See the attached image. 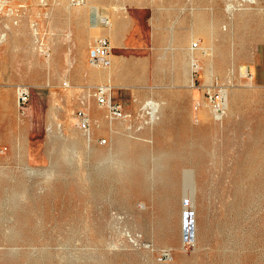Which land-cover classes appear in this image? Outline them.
<instances>
[{"label":"rangeland","instance_id":"374dc122","mask_svg":"<svg viewBox=\"0 0 264 264\" xmlns=\"http://www.w3.org/2000/svg\"><path fill=\"white\" fill-rule=\"evenodd\" d=\"M131 1L37 0L36 58L21 64L34 62L28 70L41 84L24 108L4 109L0 127V264H264V0H139L167 12L175 3L226 8L222 48L191 44L189 116L187 91L170 87L171 69L153 50L160 36L144 44L149 50L113 59V95L126 119L111 121L92 95L104 80L92 73L90 41L108 32L98 16L128 14ZM7 5H0L4 17L12 14ZM140 23L145 42L173 25ZM90 29L91 40L79 42ZM49 62L51 79L43 81ZM247 72L254 90L244 86ZM216 81L224 103L233 100L220 115L207 92ZM82 99L91 139L77 123ZM151 100L159 106L154 122Z\"/></svg>","mask_w":264,"mask_h":264},{"label":"crops","instance_id":"0c3cea01","mask_svg":"<svg viewBox=\"0 0 264 264\" xmlns=\"http://www.w3.org/2000/svg\"><path fill=\"white\" fill-rule=\"evenodd\" d=\"M10 1L8 5L12 8L11 15L7 14V16L4 17L1 15L4 8L0 10V36L4 31L7 33L6 38L0 41V127L6 120L4 109L12 106L15 107L17 104V87L19 85H28L31 92V87L41 84V79L34 74V71L30 72L28 70L29 68L35 67L34 62L32 64L25 62L24 68H22L21 64V60H34L36 58L37 38L35 37L34 21L36 18L37 0ZM138 1L139 0L131 1L128 7L125 8L128 14H115V12L109 14L112 24L108 27V32L104 33V35L110 38L113 46L112 64L109 68L104 69L99 77L102 78L104 82L109 81L112 83L115 81V70H113V73L111 70L116 69L117 66L114 64L113 67V59L117 64V60L122 55V57L126 59L127 56H133V51L142 49L149 50L144 44L150 43L153 38L160 36L155 38L158 45L153 50L160 51L162 59L166 62L165 67L171 69L170 72H167L174 76L175 82H172L170 87L176 91L180 89L187 91L184 93V97H182V103L183 106H185L184 103L187 101L186 105L189 110V116L190 105L195 97V90L190 89L188 83L189 76L194 71L192 60L195 56V50L192 49L191 44L193 40L198 39L199 43L203 46L212 48V44L215 42L213 48L221 50L222 37L225 35L222 30V24L227 20V9L222 7L219 9H212L209 6L201 10L196 9V7L190 3H175L172 4V9H168L172 12H167L159 8L158 5H148ZM97 6L98 5L92 6L90 11L94 12L95 10H100ZM113 11L117 10L114 9ZM162 18L171 19L173 25L168 28H159V30L157 28L158 31L154 33L155 36L152 35L151 39L149 40L148 38L149 41L146 40L145 42L142 35L145 30L142 28L140 22L147 20L158 21ZM128 23L132 25L129 27ZM201 25L203 26V31H197V26ZM32 27L34 33L30 32V28ZM118 31L123 32L122 37H117L116 34ZM91 36L92 33L91 30H89L88 34L86 33L84 35V38H80L77 34V37H79L77 40L79 42H87L88 38L91 40ZM183 40L185 41L183 42ZM48 43L49 40H44L45 46L50 49L49 55L44 53L47 58H49L52 53ZM51 71L49 62V64L44 65L43 81H49L51 79ZM79 73L82 74V70L77 72V74ZM150 73L154 74L155 72L150 71ZM126 74L131 75L133 73L128 71ZM130 77L131 76L127 77L129 84ZM83 80L84 79L80 77L79 81L83 82ZM65 81L69 80H64L63 85ZM90 106L94 109H98V106L94 104ZM176 113H180L178 107ZM101 116L102 113L99 114L98 118Z\"/></svg>","mask_w":264,"mask_h":264},{"label":"built area","instance_id":"2783aa9c","mask_svg":"<svg viewBox=\"0 0 264 264\" xmlns=\"http://www.w3.org/2000/svg\"><path fill=\"white\" fill-rule=\"evenodd\" d=\"M76 4H81L84 0H73ZM98 21L102 22L105 26H110L112 21L110 16H98L96 18ZM197 44L193 43V47ZM90 64L96 69H106L109 68L112 64V43L110 38L107 35H100L94 38L90 44ZM46 55L50 54V49L46 48L44 50ZM195 65V62H193ZM194 82V80H193ZM65 86H70L69 81L64 82ZM224 85L219 81H216L215 84L209 86L207 92L209 98L212 100L214 110L217 114H222L225 107L224 95H223ZM17 103L20 109L28 103L30 99V87L28 85H19L17 87ZM114 87L111 82H103L94 86L92 95L95 97L98 105L104 108L107 113L106 116L110 120H115L119 118L126 117V112L123 109L122 105L115 101L114 99ZM82 106L77 109L76 116L78 118V126L86 133L89 139L92 138V119L89 111V106L86 105L84 99L81 100ZM107 142L106 138H101L99 143L104 145Z\"/></svg>","mask_w":264,"mask_h":264},{"label":"bare ground","instance_id":"6f19581e","mask_svg":"<svg viewBox=\"0 0 264 264\" xmlns=\"http://www.w3.org/2000/svg\"><path fill=\"white\" fill-rule=\"evenodd\" d=\"M252 1L255 2L256 0H252ZM5 4H9V1H8V0H1L0 5H5ZM228 4H230V3H228ZM234 6H235V5H233V7H234ZM1 7H2V6H0V8H1ZM231 8H232V7H231ZM229 11H230V10H229ZM253 16H254V15H253ZM254 17H255V16H254ZM246 19H247V18H245V21H246ZM242 20H243V19H242ZM241 23H242V21H241ZM250 23H251V22H250ZM259 23H260V22H259ZM254 25H255V24H254ZM263 25H264V24H263ZM254 27H256V26H254ZM262 27H263V26H262ZM35 28H36V27H35ZM250 28H251V27H250ZM90 30H91V29H90ZM92 30H93V29H92ZM92 30H91V31H92ZM199 30H200V31H203L201 28H199ZM240 30H242V29H240ZM244 30H245V29H244ZM238 31H239V30H238ZM248 31H249V30H248ZM259 31H260V30H259ZM80 32H81V31H80ZM80 32H79V33H80ZM186 32H187V31H186ZM239 32H240V31H239ZM246 32H247V31H246ZM251 32H252V31H251ZM253 32H254V31H253ZM263 32H264V31H263ZM249 33H250V31H249ZM71 34H72V33H70V35H71ZM179 34H181V33H179ZM241 34H242V33H241ZM247 34H248V33H247ZM5 35H6V34L3 33L2 36H0V37H3V38H4ZM79 35H80V34H79ZM245 35H246V33H245ZM245 35H244V36H245ZM249 35H251V34H249ZM255 35H256V33H255ZM82 36H84V35H83V32H82ZM251 36H252V35H251ZM178 37H181V36H178ZM73 38H74V37H73ZM0 39H1V38H0ZM74 39H75V38H74ZM182 39H184V38H182ZM3 40H4V39H3ZM80 40H81V39H80ZM1 41H2V40H1ZM184 41H185V40H183V42H184ZM181 42H182V41H181ZM196 43H197V41H196ZM182 44H183V43H182ZM82 46H83V45H82ZM42 47H43V46H42ZM70 47H71V46H70ZM201 47H203V46H201ZM219 47H220V46H219ZM187 48H188V47H187ZM204 48H205V47H204ZM207 48H208V47H207ZM42 50H43V49H42ZM204 50H205V49H204ZM78 51H79V50H78ZM205 51H206V50H205ZM219 51H220V49H219ZM79 52H80V51H79ZM81 52H83V51H81ZM217 52H218V51H217ZM220 52H221V51H220ZM220 52H218V53H220ZM218 55H219V54H218ZM218 55H217V56H218ZM221 55H222V54H221ZM56 56H57V55H56ZM219 56H220V55H219ZM219 56H218V57H219ZM223 56H224V55H223ZM223 56H222V57H223ZM49 58H50V57H49ZM54 58H55V57H54ZM56 58H57V57H56ZM220 58H221V57H220ZM218 59H219V58H218ZM221 59H222V58H221ZM227 59H228V57H227ZM54 60H55V59H54ZM54 60H53V61H54ZM78 60H79V59H78ZM219 60H220V59H219ZM223 60H224V59H223ZM225 61H226V56H225ZM69 62H71V61H69ZM81 62H82V60H81ZM192 62H193V61H192ZM215 62H216V61H215ZM222 62H224V61H221V63H222ZM226 62H227V61H226ZM81 64H82V63H81ZM217 64H218V63H217ZM217 64H216V65H217ZM225 64H226V63H225ZM153 65H154V63H153ZM219 65H220V64H219ZM219 65H217V66H219ZM71 66H72V65H71ZM223 66H224V65H223ZM82 67H83V66H82ZM78 69H79V68H78ZM240 69H241V68H240ZM154 70H155V69H154ZM195 70H196V69H195ZM232 70H233V69H232ZM69 72H70V71H69ZM92 72H94L95 75H100V74H101V69H96V68H95V71L92 70ZM149 72H150V71H149ZM178 72H179V71H178ZM179 73H180V72H179ZM179 73H178V74H179ZM247 73H248V72H247ZM94 74H93V76H94ZM69 76H70V75H69ZM75 76H76V75H75ZM75 76H73V78H75ZM179 76H180V75H179ZM242 76H248V78H249L248 81H247V84L245 83L244 86L247 87L248 89H251V90L253 89V90H254L255 87H256L257 85L255 86V84H254V82H253V75H251L250 73H248V74H245V73H244V74H242ZM76 77H77V76H76ZM78 77H79V76H78ZM94 77H95V76H94ZM244 78H245V77H244ZM70 79H71V78H70ZM75 79H76V78H75ZM245 79H246V78H245ZM79 80H80V78H79ZM147 80H148V79H147ZM243 83H244V82H243ZM256 84H257V83H256ZM192 87H194V86H192ZM242 88H243V87H242ZM236 91H237V90H236ZM240 91H241V90H240ZM243 91H244V90H243ZM243 91H242V92H243ZM234 92H235V91H234ZM246 92H247V91H246ZM231 94H232V93H231ZM242 94H243V93H242ZM248 94H249V90H248ZM236 95H237V94H236ZM239 95H240V94H239ZM244 95H245V94H244ZM230 96H231V95H230ZM232 96H233V95H232ZM233 97H234V96H233ZM233 97H232V98H233ZM237 97H238V96H237ZM239 98H241V97H239ZM37 99H38V98H37ZM150 99H151V98H150ZM152 99H153V98H152ZM231 100H232V99H230V97H229V100L225 103V107L228 109V112H230V111H229V108L231 107ZM235 100H237V99H235ZM243 100H244V99H243ZM158 101H159V100H158ZM162 102H163V101H162ZM232 102H233V100H232ZM234 102H235V101H234ZM242 102H243V101H242ZM148 104H149V105L151 106V108H152V114H151V115H153V117H152V120H151V121L154 122V120H155V118H156V112H158L159 106H158V103H157V102H154V101H152V100H151ZM148 104L146 103L145 105H147V107H149ZM236 104H237V103H236ZM159 105H160V104H159ZM162 105H163V104H162ZM147 107H146V108H147ZM160 107H161V106H160ZM144 108H145V107H144ZM144 108H143V109H144ZM146 108H145V109H146ZM151 108H150V110H151ZM161 109L164 110L165 108H161ZM150 112H151V111H150ZM162 112H163V114L165 113L164 111H162ZM144 113H145V112H144ZM159 113H160V111H159ZM224 114H225V112H224ZM129 115H130V114H129ZM159 115H161V114H159ZM164 115H165V114H164ZM218 115H219V114H218ZM162 116H163V115H162ZM206 117H207V113H206ZM123 119H124V118H123ZM125 119H126V118H125ZM125 119H124V120H125ZM161 119H162V118H160V120H161ZM204 119H205V118H204ZM131 120H132V119H131ZM219 120H220V119H219ZM111 121H112V120H111ZM113 121H114V120H113ZM151 121H150V122H151ZM162 121H163V120H162ZM147 122H148V121H147ZM159 122H160V121H159ZM211 122H213V121H211ZM120 123H121V122H120ZM123 123H124V122H123ZM145 123H146V122H145ZM155 123H156V122H155ZM160 123H161V122H160ZM118 124H119V123H118ZM151 124H152V123H151ZM121 125H122V123H121ZM148 125H149V124H148ZM115 127H116V126H115ZM51 129H52V126H50L48 130H51ZM113 129H114V128H113ZM46 132H47V131H46ZM192 132H193V131H192ZM195 132H196V131H195ZM114 133H115V132H114ZM91 136H92V135H91ZM201 136H202V135H201ZM175 138H177V137H175ZM202 138H203V137H202ZM178 139H179V138H178ZM88 140H89V139H88ZM188 143H189V142H188ZM177 145H178V144H177ZM184 146H185V144H184ZM182 147H183V146H182ZM101 153H102V151H101ZM179 153H180V152H178V154H179ZM98 154H100V153H98ZM253 154H254V153H253ZM176 155H177V154H176ZM97 156H98V155H97ZM177 156H178V155H177ZM189 156H190V155H189ZM194 156H195V155H194ZM97 158H99V157H97ZM139 158H140V157H139ZM179 158H180V157H179ZM181 158H182V157H181ZM198 158H199V157H197V160H198ZM252 160H253V159H252ZM179 162H180V161H179ZM183 162H184V161H183ZM199 166H200V164H199ZM179 167H180V166H179ZM199 168H200V167H199ZM201 168H202V167H201ZM192 169H193V168H192ZM173 170H174V168H173ZM198 170H199V169H198ZM195 171H196V170H195ZM199 172H200V171H199ZM200 173H201V172H200ZM197 174H198V173H197ZM258 179H259V178H258ZM1 186H2V185H1ZM2 188H3V187H2Z\"/></svg>","mask_w":264,"mask_h":264}]
</instances>
